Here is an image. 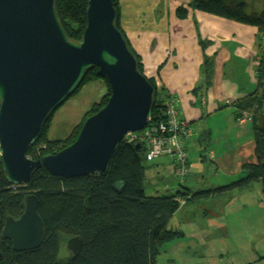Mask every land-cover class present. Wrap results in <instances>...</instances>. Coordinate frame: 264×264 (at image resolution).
I'll list each match as a JSON object with an SVG mask.
<instances>
[{
	"label": "water",
	"instance_id": "1",
	"mask_svg": "<svg viewBox=\"0 0 264 264\" xmlns=\"http://www.w3.org/2000/svg\"><path fill=\"white\" fill-rule=\"evenodd\" d=\"M56 6L57 0H0V156L15 186L27 185L42 168L66 179L106 176L126 135L143 130L153 114L156 89L117 27L114 0H89L79 42L66 34ZM95 67L111 87L107 104L85 121L72 145L29 158L44 125ZM134 146L142 151L141 143ZM116 188L122 190L120 183ZM24 205L18 219H6L2 234L19 253L39 249L46 237L37 195H27ZM83 247L78 236L66 243L74 257Z\"/></svg>",
	"mask_w": 264,
	"mask_h": 264
},
{
	"label": "trees",
	"instance_id": "2",
	"mask_svg": "<svg viewBox=\"0 0 264 264\" xmlns=\"http://www.w3.org/2000/svg\"><path fill=\"white\" fill-rule=\"evenodd\" d=\"M88 2L57 0L59 20L73 41L83 39L88 22ZM114 3L117 27L126 36L120 23L118 0ZM189 8L258 29L261 52L257 69L258 91L233 104V114L239 125L245 114L249 117L256 145L254 160L243 165L245 176L241 180L215 191L245 188L253 182L264 186V0H191L189 5L178 8V18L185 19ZM134 54L140 72L144 73L140 57ZM98 71L96 67L90 70L75 92L97 81L106 85L107 92L101 102L93 105L90 117L98 113L111 96L109 83L98 75ZM150 81L156 89L153 116L156 120H163L166 103L172 96L159 88L155 79L150 78ZM51 119L44 125L41 138L28 151L32 160L60 152L72 145L80 134L75 127L67 138L51 140L47 136ZM134 145L126 140L120 144L106 176L66 179L42 168L35 172L27 185L21 186L7 180L0 156V264H157L161 245L175 235L168 224L180 210L182 200L187 197L188 203L209 197L214 190L193 193L186 189L185 179L168 195L146 194L144 150L142 148L139 152ZM117 183H120L121 191L116 188ZM29 194H35L39 199L46 237L39 249L19 253L10 240L3 239L2 234L8 217L18 219L23 214L24 201ZM76 236L84 240V247L79 256L74 257L64 248V243Z\"/></svg>",
	"mask_w": 264,
	"mask_h": 264
},
{
	"label": "rangeland",
	"instance_id": "3",
	"mask_svg": "<svg viewBox=\"0 0 264 264\" xmlns=\"http://www.w3.org/2000/svg\"><path fill=\"white\" fill-rule=\"evenodd\" d=\"M168 2L118 0L120 23L127 39V31L138 25L136 18L145 21L156 5L167 6ZM150 24L149 20L146 26ZM101 82L87 84L55 112L48 123L47 136L51 140L67 138L75 127L81 132L93 105L101 102L107 92ZM234 111V106L224 105L218 116H203L191 125L200 143L189 145L190 174L185 187L193 193L202 190H214V193L188 203L187 197L182 200L180 210L168 224L175 235L161 245L157 264H264L261 259L264 256V186L253 182L245 188L215 191L245 176L242 168L238 171L235 155L247 141L254 140L248 127H243V134L238 133ZM219 116L224 117L223 124L217 120ZM227 143L232 147L230 154L225 149ZM172 162L171 157L152 162L144 160L146 194L168 195L179 185ZM226 166L230 167L225 169Z\"/></svg>",
	"mask_w": 264,
	"mask_h": 264
},
{
	"label": "crops",
	"instance_id": "4",
	"mask_svg": "<svg viewBox=\"0 0 264 264\" xmlns=\"http://www.w3.org/2000/svg\"><path fill=\"white\" fill-rule=\"evenodd\" d=\"M190 2L169 0L167 6L156 5L145 21L137 16L138 25L129 29L127 36L141 59L145 75L178 99V109L192 125L203 116H218L227 100L237 103L258 91L261 52L258 29L254 26L193 8L188 9L185 19L178 18V8ZM149 20L151 24L146 26ZM219 117L224 123V117ZM243 127L251 129L250 122L238 126L239 134L244 133ZM198 142L200 139L193 133L187 154L190 146ZM255 147L254 140L247 141L235 155L238 171L254 160ZM231 149L230 144L226 152L230 154Z\"/></svg>",
	"mask_w": 264,
	"mask_h": 264
},
{
	"label": "built area",
	"instance_id": "5",
	"mask_svg": "<svg viewBox=\"0 0 264 264\" xmlns=\"http://www.w3.org/2000/svg\"><path fill=\"white\" fill-rule=\"evenodd\" d=\"M231 100L226 105H233ZM164 119L156 120L152 116L148 125L141 131L126 135L128 143H141L145 160L152 162L163 157L173 158L175 173L183 182L190 174V161L187 154V144L193 136L190 122L183 118L178 109V99L172 97L166 103L163 112ZM249 120L248 115L240 120V128Z\"/></svg>",
	"mask_w": 264,
	"mask_h": 264
}]
</instances>
